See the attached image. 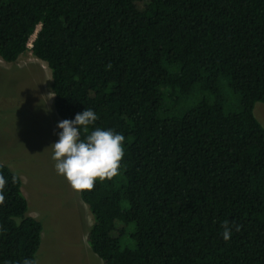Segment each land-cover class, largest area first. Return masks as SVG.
I'll return each mask as SVG.
<instances>
[{
    "label": "trees",
    "instance_id": "obj_1",
    "mask_svg": "<svg viewBox=\"0 0 264 264\" xmlns=\"http://www.w3.org/2000/svg\"><path fill=\"white\" fill-rule=\"evenodd\" d=\"M26 52L61 120L91 108L124 136L79 191L102 264H264V0H0V59ZM0 176V264H35L41 223Z\"/></svg>",
    "mask_w": 264,
    "mask_h": 264
},
{
    "label": "rangeland",
    "instance_id": "obj_2",
    "mask_svg": "<svg viewBox=\"0 0 264 264\" xmlns=\"http://www.w3.org/2000/svg\"><path fill=\"white\" fill-rule=\"evenodd\" d=\"M50 80L47 65L30 52L13 63L0 59V163L18 174L27 215L41 223L35 264H102L88 241L90 228L102 224L81 201L80 190L53 169L50 145L61 119L52 108ZM253 114L264 126V103H256Z\"/></svg>",
    "mask_w": 264,
    "mask_h": 264
},
{
    "label": "clouds",
    "instance_id": "obj_3",
    "mask_svg": "<svg viewBox=\"0 0 264 264\" xmlns=\"http://www.w3.org/2000/svg\"><path fill=\"white\" fill-rule=\"evenodd\" d=\"M97 119L95 111L84 108L72 119H63L56 124L60 131L56 133L57 140L50 145L53 169L74 190H90L97 179L111 178L118 173L124 136L111 128L98 126L90 131L89 126ZM5 183V178L0 176V190ZM3 199V191H0V202ZM222 227V238L227 241L231 226L225 223Z\"/></svg>",
    "mask_w": 264,
    "mask_h": 264
}]
</instances>
